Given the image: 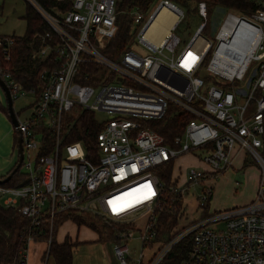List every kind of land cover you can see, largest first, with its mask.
I'll list each match as a JSON object with an SVG mask.
<instances>
[{
    "label": "built area",
    "instance_id": "built-area-1",
    "mask_svg": "<svg viewBox=\"0 0 264 264\" xmlns=\"http://www.w3.org/2000/svg\"><path fill=\"white\" fill-rule=\"evenodd\" d=\"M28 1L46 26L31 42L38 86L26 87L0 71L13 102L32 99L23 108H32L25 119L15 111L14 127L22 135L27 182L0 184L4 206L17 208L31 224L20 263L28 264L44 222L50 243L57 217L76 211L127 227L114 246L119 264H163L185 241L189 252L179 264H264V0H249L255 7L246 13L223 8L214 24L207 3L197 2L199 25L194 31L188 26L184 45L177 33L184 8L171 0H157L146 11L133 8L122 49L114 46L120 0ZM163 11L175 21L158 41L153 28ZM15 42L0 34L7 60ZM171 108L189 119L168 141L152 126ZM79 112L93 113L99 125L89 151L82 140L65 142ZM48 133L55 143L42 154ZM187 154H197L201 163L177 172L175 161ZM239 156L243 164L261 167L257 197L211 211L215 180ZM170 163L167 185L161 171ZM166 191L173 201L182 197L179 227L169 236L157 226ZM134 232L138 252L128 246Z\"/></svg>",
    "mask_w": 264,
    "mask_h": 264
},
{
    "label": "trees",
    "instance_id": "trees-1",
    "mask_svg": "<svg viewBox=\"0 0 264 264\" xmlns=\"http://www.w3.org/2000/svg\"><path fill=\"white\" fill-rule=\"evenodd\" d=\"M44 6L53 5L52 0H38ZM157 0H120L118 2V10L120 11L119 17L121 20V28L118 35V40L114 42V46L117 49H122L124 47V38L126 37V32L130 27L129 11L133 8H137L146 11L154 5ZM173 3L184 8L187 12H195L196 8L193 6L194 3L199 1H205L209 9V23H216L215 17L213 19V11L216 9L222 11L223 8H232L240 12H248L249 9H254V4L249 0H171ZM26 20V30L24 35H12L16 42L13 46L12 57L7 60L4 56L3 51L0 49V71H10L13 76L24 84V86H38V68L31 58L33 47L31 42L37 32L43 31L45 29V23L39 17L38 13L28 4L25 15L23 16ZM0 110H2L10 119L7 103H0ZM79 122L76 124V129L73 131V135L67 139L65 142H72L75 140H82L86 145L87 150L95 147L96 134L99 131V125L95 115L90 112H79ZM189 119V116L183 112L177 111L171 108L167 115L162 119L157 121L152 128L157 132L161 133L166 137L168 141L180 133L183 125ZM151 126V124H150ZM17 133L15 132V147L18 151L17 145ZM55 139L47 134L44 140V150L42 154H47L50 152V148L54 145ZM17 160L13 168L16 166ZM248 164L245 163L244 167ZM173 163H170L164 168H162V176L168 185L170 182V176L172 173ZM13 168L5 175H0V180L4 181L7 175L13 170ZM27 182L26 173L22 168H20L12 178L7 182H2L6 186H20ZM172 195L169 191L165 192V200L163 209L160 211L158 216V230L161 234H167L168 236L178 230L179 227V214L178 211L181 208L182 197L178 196V199L172 200ZM71 220L78 226H86L91 228L98 234V239L101 240H111L115 243L119 242L118 234L121 231L127 229L125 225L116 224L110 227L107 222L103 221V218L94 216L89 213L82 212H67L63 215L57 217L54 222V229L51 238L50 245L47 250V254L52 256L55 260V264H72V248L73 243L68 240L63 242H57L54 238L56 230L59 225L63 222ZM31 233L30 221L25 218L15 207L4 206L0 203V264H21L19 255L20 251L27 249V237ZM35 240L39 239H49L50 229L49 223L44 222L42 224V234L35 236ZM190 248V243L188 241L179 244L166 258L163 264H179L180 261L188 254Z\"/></svg>",
    "mask_w": 264,
    "mask_h": 264
},
{
    "label": "rangeland",
    "instance_id": "rangeland-1",
    "mask_svg": "<svg viewBox=\"0 0 264 264\" xmlns=\"http://www.w3.org/2000/svg\"><path fill=\"white\" fill-rule=\"evenodd\" d=\"M28 0H0V34L1 35H24L26 30V20L24 15L28 8ZM196 3L193 4L195 6ZM195 12H186V18L177 27V33L182 37V45H184L188 39L191 31H188V26H191L193 31L199 25V20L194 14ZM221 11L215 9L213 11V19L219 21L221 17ZM162 14V17H161ZM156 19V25L153 28V33L156 36L161 34L163 27L171 28L175 18L172 14L161 13ZM210 24H214L210 23ZM0 100L4 104V93L0 88ZM30 97L18 99L14 102V110L20 112V119H25L32 108H23L31 102ZM22 110V112H21ZM98 119L103 118L104 115L96 114ZM32 155L35 152L31 153ZM252 157L249 156V160ZM201 161L197 154H187L179 157L176 161L175 170L177 172H185L189 167L197 166ZM261 167L257 163H252L244 167L242 156L237 157L233 162L231 169L222 174L215 180L213 184V197L210 201V209L225 210L228 208L240 207L253 201L257 197L259 187V177L261 174ZM201 194V191L197 189L196 196ZM4 199H0V203H3ZM192 216H199L198 213L192 211ZM103 221H105L103 219ZM107 225L113 227L115 223L108 221ZM185 220H181L183 224ZM179 225V224H178ZM139 236V232L133 233V239L128 243V246L138 252L140 243L136 237ZM54 238L57 242H63L68 240L72 242V264H119V261L114 252L115 242L111 240H99L98 234L86 226H78L73 221L67 220L58 226ZM49 239L34 240L30 244V253L28 257V264H55V260L52 256L48 255L47 249L49 247ZM125 245V244H124ZM136 255V253H135ZM130 264H137V262L130 261Z\"/></svg>",
    "mask_w": 264,
    "mask_h": 264
},
{
    "label": "crops",
    "instance_id": "crops-1",
    "mask_svg": "<svg viewBox=\"0 0 264 264\" xmlns=\"http://www.w3.org/2000/svg\"><path fill=\"white\" fill-rule=\"evenodd\" d=\"M162 13H165L167 15L170 14L168 11H163ZM156 24L157 23L155 21L154 26ZM169 30H170L169 26L168 27L164 26L163 29L161 30V34L155 36V39L160 41ZM4 99H5V95H4ZM0 103H2L1 100ZM16 160H17V150L15 147L14 126L11 122V119H9V117L2 110H0V175L7 174L15 165ZM2 205L4 204L2 203Z\"/></svg>",
    "mask_w": 264,
    "mask_h": 264
},
{
    "label": "water",
    "instance_id": "water-1",
    "mask_svg": "<svg viewBox=\"0 0 264 264\" xmlns=\"http://www.w3.org/2000/svg\"><path fill=\"white\" fill-rule=\"evenodd\" d=\"M0 88L2 89V91L4 92L5 95V101L7 103V107H8V111H9V116L11 119V122L13 124L14 127H17L19 124V121L17 119V115L16 112L14 110V102L11 96V92L6 84V82L3 80V78L0 75ZM17 148H18V161L16 166L13 168V170L7 175V177L4 179V181L0 180V184H2V182H7L9 181L12 176L14 175V173H16L22 166L23 163V158H24V153H23V144H22V135L21 132L17 129Z\"/></svg>",
    "mask_w": 264,
    "mask_h": 264
},
{
    "label": "snow or ice",
    "instance_id": "snow-or-ice-1",
    "mask_svg": "<svg viewBox=\"0 0 264 264\" xmlns=\"http://www.w3.org/2000/svg\"><path fill=\"white\" fill-rule=\"evenodd\" d=\"M188 58H190L192 61H195L197 59L195 56H193V54L191 52L188 53ZM146 187H148L149 191H151L150 186H146Z\"/></svg>",
    "mask_w": 264,
    "mask_h": 264
}]
</instances>
